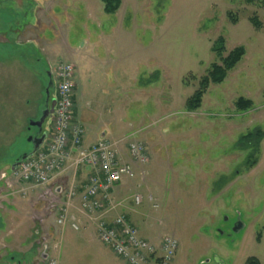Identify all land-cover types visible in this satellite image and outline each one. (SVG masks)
Returning <instances> with one entry per match:
<instances>
[{"label": "rangeland", "instance_id": "obj_1", "mask_svg": "<svg viewBox=\"0 0 264 264\" xmlns=\"http://www.w3.org/2000/svg\"><path fill=\"white\" fill-rule=\"evenodd\" d=\"M219 36L224 56L238 46L246 53L224 82L210 85L202 106L189 110L199 79L221 62L212 51ZM62 60L76 67L74 99L86 132L91 122L96 129L112 125L107 138L135 133L147 144L144 180L136 178L137 189L126 176L120 182L121 190L144 198L140 206L131 199L140 210L132 217L139 235L155 245L174 236L171 264H246L251 257L264 264V136L256 151L237 147L243 135L264 132V7L246 0H122L108 14L101 0H0V174L33 150L29 138L37 128L30 122L46 108L48 88L51 99L59 97L53 66ZM240 97L252 106L239 109ZM43 128L51 132L50 118ZM2 185L10 201L17 186ZM58 185L50 196L35 190L23 198L26 216L19 217L0 193V264H45L41 235L54 233L37 219L56 220ZM77 223L79 230L56 223L50 256L60 264H127Z\"/></svg>", "mask_w": 264, "mask_h": 264}, {"label": "built area", "instance_id": "obj_2", "mask_svg": "<svg viewBox=\"0 0 264 264\" xmlns=\"http://www.w3.org/2000/svg\"><path fill=\"white\" fill-rule=\"evenodd\" d=\"M53 67L59 97L50 120L51 132L33 156L23 160L18 168L11 171L8 185L13 188L15 183L17 188L8 194L25 197L37 190L50 196L52 188L59 182L55 191H59L61 196L54 198L58 207L57 224L65 226L70 221L73 229H80L77 219L70 218V207L79 197L80 212L94 222L98 239L127 264H171L178 250V241L174 236L167 235L160 245H155L139 235L138 228L124 215L105 220L99 212L106 208L105 204L109 209L123 205L122 201L113 198L112 189L120 184L124 176L129 179L139 176L144 180V166L150 159L146 142L135 133H130L120 139H102L85 146L86 131L75 113L76 67L64 60ZM81 166L91 168L93 173L88 176L79 194L77 174ZM70 174L72 178L63 186L66 181L64 177ZM133 197L137 206L143 203L141 194L135 193ZM42 198L49 199L47 196ZM148 199L152 207H159L152 195ZM52 235L47 230L41 235L43 251L47 254L44 263L60 264L56 256L49 255L48 245ZM58 249L59 244L55 243L53 250Z\"/></svg>", "mask_w": 264, "mask_h": 264}, {"label": "crops", "instance_id": "obj_3", "mask_svg": "<svg viewBox=\"0 0 264 264\" xmlns=\"http://www.w3.org/2000/svg\"><path fill=\"white\" fill-rule=\"evenodd\" d=\"M76 117L83 124L84 128H86L85 127L86 125L83 123L84 121H82V119H80L79 113L77 111V107H76ZM107 127H108V130H106L105 128L96 129L95 128V125L92 124V122H91L90 132L88 133V131H87L86 134H85V136H84V145L85 146H91V145L97 143L98 141H100L102 139H119V138H107L106 137L107 136L106 133L107 132L112 133V131L114 130L112 128L113 127L112 125L111 126L110 125L109 126L107 125ZM122 137H120V138H122ZM91 173H93V170L91 168L87 167V166H81L79 168V171H78V174H77V183H78V192H79V194L81 193V191L83 189V185L86 183L87 178H88V176ZM3 175H5L6 178H2ZM10 178H11V169L8 172H2L0 174V193L4 194L3 197L7 201L6 203L8 205L12 203L10 205L11 207H13L12 209H10L12 212H15V214L18 217L19 216H23V215L26 216L25 213L20 212L22 210V205L25 204V202H24L25 199L23 200V198H26L27 196H29L27 199L28 200L29 199H32L35 196L36 192L35 191H31L25 197H23V196H21L19 194H16L14 196L15 198L12 197V199L10 198V201H9V196L6 194L7 193V190H5V188L3 186L4 183L2 185V182L7 181V180H10ZM138 183H139L138 179H135L134 180V184H135L136 189L139 186ZM134 194L135 193H129V194H127L125 191H123V190L120 189V184H118L112 190V196L117 201L123 200L122 201L123 205L120 206V207H118V208H115V209H109L108 205L105 204L106 208L104 210L99 211V212L102 213V215H103V217H104L105 220H112L116 216L122 214L130 222H132V217L133 216L140 215V210L138 208H137L138 209L137 210L136 207L131 204V199L134 198L133 197ZM18 196H20V197H18ZM14 206H16L17 209L14 208ZM14 217H16V216H14ZM71 217H75L77 219V221L79 220V221H81V223L83 222V227H84L85 230H87V229L89 230L90 229L89 230L90 231L89 232V237L91 238V241L92 242H94V240H98L99 241L98 235H97V229H96V226H95L94 222H92L91 220H89L86 216H84L80 212V199H79V197L77 198V200L74 201L73 205L70 207V218ZM4 220H5L4 219V216L2 217V214H0V222H1V224H0V233L3 232V228H4V224H5ZM37 220H39V225L40 226H43L44 228H47V229L49 228L48 230L49 231H53L52 233H54L53 235H55V233H56V221L54 220V218L53 219H50V220L45 219L44 222H41V221L44 220L42 217L39 218V219H37ZM20 225H22V224L20 223ZM12 231H13V238L15 240H19V236L17 237V235H16L17 231H15V229H13ZM100 252H106V251H105V249H101Z\"/></svg>", "mask_w": 264, "mask_h": 264}, {"label": "trees", "instance_id": "obj_4", "mask_svg": "<svg viewBox=\"0 0 264 264\" xmlns=\"http://www.w3.org/2000/svg\"><path fill=\"white\" fill-rule=\"evenodd\" d=\"M104 4V11L108 14H113L118 11L122 4V0H101ZM247 3L257 4L264 7V0H246ZM229 17H233L232 14H229ZM234 22H237L236 18L233 17ZM251 23L256 28H261V22L257 16H253L250 19ZM225 38L219 36L212 45L213 53L218 56L220 63L215 62L212 64V67L208 70V73L199 79L198 88L195 90L193 95L189 97L186 102V107L189 110H196L202 106L203 98L207 93L211 84H219L225 81L229 72L233 70L238 63L244 57L246 50L244 46H238L234 48L227 56H224L225 51ZM196 79L195 77H193ZM253 102L250 99L240 97L237 101V107L243 111L249 109L252 106ZM264 136V132L260 130L252 131L249 134L243 135L239 140L237 147L241 149L253 148L254 151L259 149L261 139ZM254 151L249 154L247 161L249 160L250 165H255L257 160L254 157ZM22 156L17 158V161H21ZM251 166V167H252ZM246 264H260L257 258L251 257L247 259Z\"/></svg>", "mask_w": 264, "mask_h": 264}, {"label": "water", "instance_id": "obj_5", "mask_svg": "<svg viewBox=\"0 0 264 264\" xmlns=\"http://www.w3.org/2000/svg\"><path fill=\"white\" fill-rule=\"evenodd\" d=\"M49 76H51V74H49ZM52 85H53V81L51 80L50 86H52ZM47 90H48L47 91L48 95H47V106H46V108L43 110L42 115L40 116L39 119L32 120L30 122L31 126H35L39 129L40 134H42V132H43V129H44L43 126H44L45 121L53 115V113L55 111V106L57 103V98L51 99L49 88ZM49 101H50V103H49ZM46 137H47V133H43L40 137H33V136L30 137L29 141L32 142V144H33V150L30 153L23 155L21 161L33 156L35 154V152H37L40 149V147L44 143ZM21 161L15 162L11 166V168L16 169L19 166V164L21 163ZM242 226H243V224L241 222H238L236 225V229L240 230L242 228ZM44 257H46V254L44 255ZM217 264H223V262L218 260Z\"/></svg>", "mask_w": 264, "mask_h": 264}, {"label": "flooded vegetation", "instance_id": "obj_6", "mask_svg": "<svg viewBox=\"0 0 264 264\" xmlns=\"http://www.w3.org/2000/svg\"><path fill=\"white\" fill-rule=\"evenodd\" d=\"M33 127H35V126H33ZM36 128H37V127H36ZM43 133H47L45 129H43L42 134H43ZM42 134L39 133V129L37 128V132H36L35 135H33V137H40Z\"/></svg>", "mask_w": 264, "mask_h": 264}]
</instances>
